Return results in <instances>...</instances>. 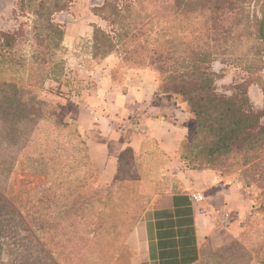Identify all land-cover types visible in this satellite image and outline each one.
Here are the masks:
<instances>
[{"label":"trees","instance_id":"1","mask_svg":"<svg viewBox=\"0 0 264 264\" xmlns=\"http://www.w3.org/2000/svg\"><path fill=\"white\" fill-rule=\"evenodd\" d=\"M168 1L127 0L121 9L116 3H105L102 10H111L110 22L116 29L111 34L97 28L94 32V49L102 53V56L111 54L116 47L122 49L126 61L131 62L126 67L128 70L151 67L158 73L159 91L164 95L176 96L186 107L192 116L193 128L181 143L179 157L188 167L211 170L218 178H227L238 169L234 164H243L250 167L248 173L263 169L260 174L264 176V107L258 109L251 103L248 96L251 81L244 80L236 84L230 95L218 92L216 83L221 76L212 68V63L217 58L233 52V43L242 37L241 32L237 34L241 20L236 17L243 14L245 0H175L176 20L183 16V27L187 35L185 51L174 60L176 68L169 66L174 51L171 52L170 42L166 40ZM71 2L72 0H18L22 16L31 14L33 17L31 24H21L11 31H0V116L10 118V148L17 164H22L23 159L28 156L29 148L44 147L37 143L36 136H31L40 130V122L49 123L51 115L64 122L69 121L63 112L68 101L47 112L44 102L28 98L26 85L44 87L47 82H51L58 85L56 89L60 95L67 96L61 92L63 79L67 76L65 62L56 57L61 50L65 33L63 25L56 23L53 16L66 11ZM252 27L249 35L258 42L255 53L258 55L260 52L264 53L262 16L253 19ZM112 78L116 83L124 79L123 76L116 79L113 75ZM58 93L56 92L57 95ZM82 95L79 93L74 96ZM45 115H49L48 118ZM75 127L74 136L81 144L76 151L82 155L81 163L87 164L85 141L76 125ZM87 166V176L82 182L77 181L73 190L68 193L69 197L64 198L73 200L71 205L66 202L64 208L67 212L64 218H69L68 232L76 229V237L79 234L77 229L81 226V221L77 218L85 219L87 226L91 228L93 216L88 214L92 213L93 207L88 206H94L97 196L98 201L103 202L104 193L117 190L124 182L122 170L114 183L100 184L99 177L90 169L89 164ZM138 187L142 196L137 200L142 199L147 205L148 193L144 186L138 184ZM43 199L40 198L37 204ZM52 199L50 197L47 202H53ZM142 212L134 215L140 216ZM7 215L19 219L24 235L20 237L18 247L7 249L6 241L12 236H9V231L1 226L0 221V264H26L24 256L33 252V247L36 249L35 253L46 259L48 264L61 263L55 260V252L51 248L57 241L56 234L60 227L58 216H50L45 220L33 213L26 222L14 206L13 199L9 198L7 188L0 184V220ZM88 217L91 218L89 221ZM138 222L136 216L132 217L129 235ZM92 231L93 236L90 238L83 232L80 242H96L100 238V232L98 228H93ZM37 232L51 238L52 244L49 246L46 242V245L45 238L42 243L41 237L35 236ZM26 241L31 243L24 245ZM70 241L71 238L68 237L67 242ZM5 254H8L6 260L2 258ZM10 255L12 258H9ZM39 263L36 259L32 264ZM260 264H264V260Z\"/></svg>","mask_w":264,"mask_h":264},{"label":"rangeland","instance_id":"2","mask_svg":"<svg viewBox=\"0 0 264 264\" xmlns=\"http://www.w3.org/2000/svg\"><path fill=\"white\" fill-rule=\"evenodd\" d=\"M107 2L116 3L121 9L127 0H72L66 11L53 16L56 23L63 25L65 33L61 50L56 57L65 62L67 76L63 79L61 92L66 93L67 96L60 95L56 89L58 85L51 82H47L44 87L26 85L28 98L44 102L48 108L47 112L58 108L59 104H66L65 101L69 103V100L77 98L74 95L90 90V87L96 84L100 73L111 70L112 75L119 79L124 76V70H128L126 67L131 65L130 61H126L122 49L118 47L107 56H102V53L94 49V32L97 28L111 34H114L113 31L116 29V26L110 22L111 10L108 8L102 10ZM244 7L243 14L236 17L241 20L237 30V34L238 32L242 34L241 39L233 43V52L217 58L212 63V68L221 76L216 83L220 93L230 95L234 92L233 88L236 84L244 80L251 81L248 96L251 103L261 109L264 107V53L255 55L258 42L254 41L249 33L253 29L251 28L253 19L261 16L263 18L264 3L263 0H245ZM167 10L166 40L170 42L171 52L174 51L169 66L176 68L177 64L174 60L185 51L184 43L187 35L183 27V16L176 20L175 0L168 1ZM22 15L18 0H0V31H11L21 24L30 25L33 20L31 14ZM237 34L235 33L234 36ZM143 68L151 69V67ZM151 70L156 72L154 69ZM156 74L159 80L158 73ZM45 116L48 118L49 115ZM48 120L49 123L40 122V130L37 134L35 132L31 135L36 136L37 143L44 147L29 148L28 156L23 159L22 164H17L10 148L12 142L9 131L10 118L0 116V184L3 188H7L9 198L13 199L14 206L21 212L26 222L33 213H37L38 217L45 220L50 216H58L60 227L54 247L51 245L52 239L46 234L35 233V236L41 237L42 243L45 238V244L48 242L47 244L51 245L55 252V260L62 264H131L133 254L127 245L129 225L134 216L136 220H140L148 206L142 199L137 200L142 196L138 184L130 183L131 180H138L134 171L130 170L134 164H126L124 182L117 190L104 193L103 202H99L97 196L94 206H88L93 207L92 213L88 214L93 216L91 228L87 226L85 219L77 218L81 221V226L77 229L79 234L76 237L73 224V231L68 232L69 218H64L67 212L64 208L65 204L67 202L71 205L73 200L64 198L69 197L68 193L73 190L77 181L84 180L88 174V166L81 163L82 155L77 152L81 144L74 136L75 125L53 115L49 116ZM192 128L193 119L188 134ZM32 142L35 143L34 140ZM234 165L238 166V169L230 175L231 179L246 190V196L251 201V209L240 221V235L226 248L210 253L201 264H260L264 260V176L260 174L263 169L248 173L250 167L243 164ZM50 197L54 199L53 202H47ZM40 198L44 199L37 204ZM140 212H142L140 216L134 215ZM89 219L91 218L88 217V221ZM18 220L17 217L9 215L0 220L1 226L9 231V236H12L6 241L7 249L18 247L17 243H21L20 237L24 232ZM93 228H98L100 238L96 242L81 243L79 239L83 232L90 238L93 236ZM68 237L71 238L69 243ZM30 243L26 241L24 245ZM46 248L47 246L44 247ZM32 251L24 256L26 264L34 263L36 259L40 261L39 264H48L46 259L35 253V247ZM7 255L2 258L6 260ZM10 256L9 258H12V255Z\"/></svg>","mask_w":264,"mask_h":264},{"label":"crops","instance_id":"3","mask_svg":"<svg viewBox=\"0 0 264 264\" xmlns=\"http://www.w3.org/2000/svg\"><path fill=\"white\" fill-rule=\"evenodd\" d=\"M124 71L120 83L111 70L100 73L95 87L72 99L64 115L82 134L87 164L100 184L114 183L126 164H134L130 170L138 180L130 183L149 191L148 206L127 238L131 264H201L240 235L251 201L231 176L218 178L180 159L192 116L176 96L159 91L156 72ZM132 111L142 115L144 133L119 130L120 120ZM195 194L203 200L195 202Z\"/></svg>","mask_w":264,"mask_h":264},{"label":"built area","instance_id":"4","mask_svg":"<svg viewBox=\"0 0 264 264\" xmlns=\"http://www.w3.org/2000/svg\"><path fill=\"white\" fill-rule=\"evenodd\" d=\"M118 128L121 132H126L129 129H136L137 131L144 133L145 128L143 126V117L138 111L129 112L125 117H123L120 120V124ZM192 199L195 202H200L203 200V196L201 194H195L192 195ZM229 219H230L229 214L224 213L223 221H222L223 226L225 227L229 226Z\"/></svg>","mask_w":264,"mask_h":264},{"label":"water","instance_id":"5","mask_svg":"<svg viewBox=\"0 0 264 264\" xmlns=\"http://www.w3.org/2000/svg\"><path fill=\"white\" fill-rule=\"evenodd\" d=\"M262 36H263V42H264V14L262 18Z\"/></svg>","mask_w":264,"mask_h":264}]
</instances>
